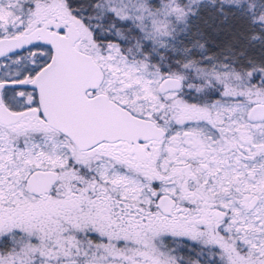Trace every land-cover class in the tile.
<instances>
[{
	"label": "snow or ice",
	"instance_id": "6c2138e0",
	"mask_svg": "<svg viewBox=\"0 0 264 264\" xmlns=\"http://www.w3.org/2000/svg\"><path fill=\"white\" fill-rule=\"evenodd\" d=\"M0 264H264V0H0Z\"/></svg>",
	"mask_w": 264,
	"mask_h": 264
},
{
	"label": "trees",
	"instance_id": "16d2710c",
	"mask_svg": "<svg viewBox=\"0 0 264 264\" xmlns=\"http://www.w3.org/2000/svg\"><path fill=\"white\" fill-rule=\"evenodd\" d=\"M201 15H202V13H201ZM203 17H204V20H200V21H198V23H199L200 27L205 30V32L208 36L207 46L211 49L212 52H219L220 50L223 49V47L226 43V38H225V36H221L218 34L215 35V34L210 32V29L213 28L211 26L215 25L217 20L210 18L208 13L205 14Z\"/></svg>",
	"mask_w": 264,
	"mask_h": 264
},
{
	"label": "rangeland",
	"instance_id": "374dc122",
	"mask_svg": "<svg viewBox=\"0 0 264 264\" xmlns=\"http://www.w3.org/2000/svg\"><path fill=\"white\" fill-rule=\"evenodd\" d=\"M207 14L206 12H202V18L201 20H204V15ZM230 23H234V22H230ZM238 26V25H237ZM213 28L210 29V32L213 33V34H218V35H221V36H225L226 38V41L228 39V26H225V25H221L219 23V21L216 22L215 25L211 26Z\"/></svg>",
	"mask_w": 264,
	"mask_h": 264
}]
</instances>
